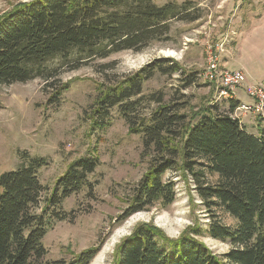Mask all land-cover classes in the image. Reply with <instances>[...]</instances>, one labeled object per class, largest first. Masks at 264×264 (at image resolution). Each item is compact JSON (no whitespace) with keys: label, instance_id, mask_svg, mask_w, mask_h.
<instances>
[{"label":"trees","instance_id":"trees-1","mask_svg":"<svg viewBox=\"0 0 264 264\" xmlns=\"http://www.w3.org/2000/svg\"><path fill=\"white\" fill-rule=\"evenodd\" d=\"M202 13L192 1L159 5L155 0H32L0 16V85L40 79L49 103L69 90L59 81L63 68L104 60L122 52L140 53L154 43L168 42L172 23L198 22ZM62 60L61 67L48 65ZM184 76L189 88L199 73H186L170 59H156L113 87L102 90L92 122L102 128L117 109L131 134L142 136L150 166L117 221L125 222L160 203L176 202L174 173L193 184L201 204L212 213L208 229L189 227L178 239L142 224L118 245L114 264H264V128L257 134L231 115L241 104L231 100L195 110L178 98L143 94L157 75ZM215 87L216 85L209 83ZM154 104L155 107L150 109ZM227 104V106H226ZM98 117L101 121H98ZM261 121V120H259ZM21 167L0 177V264H91L100 252L94 246L71 262H47L43 240L56 222L69 220L66 200L95 185L99 161L79 159L48 190L39 171L48 160L21 154ZM217 211L234 220L223 224ZM204 234L231 249L215 254L199 237Z\"/></svg>","mask_w":264,"mask_h":264},{"label":"rangeland","instance_id":"rangeland-1","mask_svg":"<svg viewBox=\"0 0 264 264\" xmlns=\"http://www.w3.org/2000/svg\"><path fill=\"white\" fill-rule=\"evenodd\" d=\"M30 1L0 0V16ZM155 1L159 5L192 1L202 13V19L192 24L173 22L168 42L154 43L140 53L114 54L88 62L77 70L66 66L58 79L69 90L56 103H49L51 92L43 91L44 82L40 79L0 85V177L18 170L23 163L21 154L28 153L48 160L39 177L52 190L75 161L88 157L99 161L95 174L90 176L94 191L85 190L66 200L62 210L69 214V220L56 222L44 238L47 262L68 263L83 251L98 246L100 252L91 264H114L118 245L142 224L157 227L171 239H178L189 227L208 229L212 213L201 204L193 184L174 173L164 178L176 185V202L172 206L156 203L125 222L117 221L147 172L151 156L144 152L142 136L131 134L117 109L110 112L106 121L102 120L105 123L102 128L94 127L92 116L102 90L161 58L178 62L186 73H199V79L185 89L184 76L158 74L144 85V95L162 93L167 102L181 98L195 110L214 103L215 87L204 80L208 50L223 43L224 48L219 52L222 57L233 42V23L239 16L244 19L253 11L261 13L264 0ZM240 1L242 5L238 7ZM61 63L62 60H56L48 67L58 69ZM154 107L152 104L150 109ZM256 121L264 126V121L258 118ZM216 215L223 224L236 225V220L228 214L217 211ZM198 239L217 255L231 249L228 243L213 240L206 234Z\"/></svg>","mask_w":264,"mask_h":264},{"label":"crops","instance_id":"crops-1","mask_svg":"<svg viewBox=\"0 0 264 264\" xmlns=\"http://www.w3.org/2000/svg\"><path fill=\"white\" fill-rule=\"evenodd\" d=\"M259 4V1H254ZM242 5L238 2V7ZM258 9V8H257ZM260 13L253 11L248 17L239 16L236 20L233 42L222 54L221 66L230 71H241L247 77L246 86L264 84V8ZM240 103H250L244 89L238 92L236 99ZM242 124L251 133L257 134L264 128L254 115L243 118ZM262 125V126H261Z\"/></svg>","mask_w":264,"mask_h":264},{"label":"built area","instance_id":"built-area-1","mask_svg":"<svg viewBox=\"0 0 264 264\" xmlns=\"http://www.w3.org/2000/svg\"><path fill=\"white\" fill-rule=\"evenodd\" d=\"M223 48L224 44L221 43L208 50V66L204 72V80L216 85L217 96L215 102L235 101L238 97V92L244 89V93L250 103H241L231 116L238 119L241 123L243 118L248 115H254L259 120L264 121V84L246 86L247 77L245 73L222 68L219 52Z\"/></svg>","mask_w":264,"mask_h":264}]
</instances>
